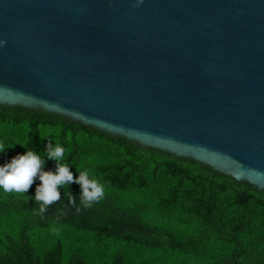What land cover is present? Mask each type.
I'll use <instances>...</instances> for the list:
<instances>
[{
  "label": "water",
  "instance_id": "1",
  "mask_svg": "<svg viewBox=\"0 0 264 264\" xmlns=\"http://www.w3.org/2000/svg\"><path fill=\"white\" fill-rule=\"evenodd\" d=\"M0 0V104L264 189V0Z\"/></svg>",
  "mask_w": 264,
  "mask_h": 264
},
{
  "label": "trees",
  "instance_id": "2",
  "mask_svg": "<svg viewBox=\"0 0 264 264\" xmlns=\"http://www.w3.org/2000/svg\"><path fill=\"white\" fill-rule=\"evenodd\" d=\"M105 196L77 212L61 199L43 217L25 194L0 191V264H264V189L192 158L139 145L61 115L0 104V164L48 142ZM22 146V147H21ZM46 160L44 169L54 170ZM70 192L78 197L79 186Z\"/></svg>",
  "mask_w": 264,
  "mask_h": 264
},
{
  "label": "clouds",
  "instance_id": "3",
  "mask_svg": "<svg viewBox=\"0 0 264 264\" xmlns=\"http://www.w3.org/2000/svg\"><path fill=\"white\" fill-rule=\"evenodd\" d=\"M143 0H136L134 7ZM15 145L0 143V153L13 148ZM22 147V146H21ZM25 151L17 154L7 162L0 164V191L6 194H25L36 183L32 201L38 206L35 214L43 217L50 205L61 199V190L68 200V204L77 212L90 209L104 199L105 188L94 173L87 167H81L75 178L70 168L73 167L66 160L65 148L48 142L46 151L40 154L32 149L23 147ZM46 160L55 162L54 170H45ZM79 186L78 197L70 192V186Z\"/></svg>",
  "mask_w": 264,
  "mask_h": 264
}]
</instances>
